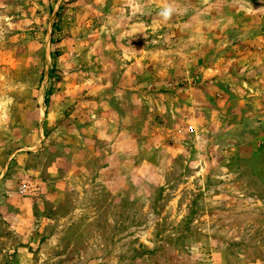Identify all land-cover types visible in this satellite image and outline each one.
Here are the masks:
<instances>
[{
    "label": "rangeland",
    "instance_id": "374dc122",
    "mask_svg": "<svg viewBox=\"0 0 264 264\" xmlns=\"http://www.w3.org/2000/svg\"><path fill=\"white\" fill-rule=\"evenodd\" d=\"M0 264H264V0H0Z\"/></svg>",
    "mask_w": 264,
    "mask_h": 264
},
{
    "label": "built area",
    "instance_id": "2783aa9c",
    "mask_svg": "<svg viewBox=\"0 0 264 264\" xmlns=\"http://www.w3.org/2000/svg\"><path fill=\"white\" fill-rule=\"evenodd\" d=\"M190 130H192V128H190Z\"/></svg>",
    "mask_w": 264,
    "mask_h": 264
}]
</instances>
